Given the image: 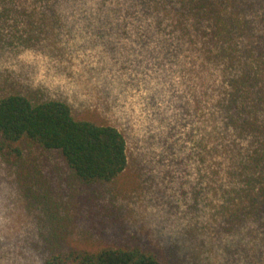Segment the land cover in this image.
<instances>
[{"label":"rangeland","instance_id":"rangeland-1","mask_svg":"<svg viewBox=\"0 0 264 264\" xmlns=\"http://www.w3.org/2000/svg\"><path fill=\"white\" fill-rule=\"evenodd\" d=\"M139 2L0 0V96L66 100L76 117L116 125L128 152L98 183L57 150L34 152L60 222L0 153V264H44L68 242L139 244L164 264H264V219L237 191L247 140L239 149L219 116L224 65L191 27Z\"/></svg>","mask_w":264,"mask_h":264},{"label":"trees","instance_id":"trees-1","mask_svg":"<svg viewBox=\"0 0 264 264\" xmlns=\"http://www.w3.org/2000/svg\"><path fill=\"white\" fill-rule=\"evenodd\" d=\"M139 1L157 22L171 13L176 27H191L209 45L213 63H223L218 106L223 129L234 134L232 142L239 149L247 140L237 167L242 184L238 198L246 200L244 210L251 207L264 219V0ZM40 149L59 151L86 183L112 181L128 166L127 140L116 125L78 118L63 99L34 100L16 91L1 95L0 153L14 168L26 197L44 207L52 222H60L54 219L58 201L48 199L44 167L34 153ZM44 264L164 263L139 244L91 249L68 242L56 243Z\"/></svg>","mask_w":264,"mask_h":264}]
</instances>
